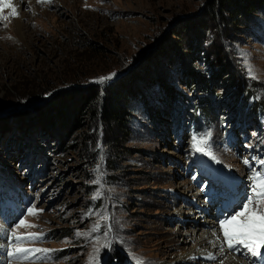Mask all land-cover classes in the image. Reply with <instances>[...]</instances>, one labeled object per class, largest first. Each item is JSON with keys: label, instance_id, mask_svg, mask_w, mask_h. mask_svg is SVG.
Returning a JSON list of instances; mask_svg holds the SVG:
<instances>
[{"label": "rangeland", "instance_id": "rangeland-1", "mask_svg": "<svg viewBox=\"0 0 264 264\" xmlns=\"http://www.w3.org/2000/svg\"><path fill=\"white\" fill-rule=\"evenodd\" d=\"M243 1H13L18 17L0 23L3 264H89L97 242L100 264H193L180 256L202 231L222 233L264 160V7ZM206 133L216 160L193 147ZM13 231L52 251L8 256Z\"/></svg>", "mask_w": 264, "mask_h": 264}, {"label": "snow or ice", "instance_id": "snow-or-ice-1", "mask_svg": "<svg viewBox=\"0 0 264 264\" xmlns=\"http://www.w3.org/2000/svg\"><path fill=\"white\" fill-rule=\"evenodd\" d=\"M42 3H50L51 0H41ZM5 9H10L9 15H4ZM19 13L17 7L13 4L12 0H0V23L4 27H7L4 21H8L10 18L18 17ZM249 74L254 76V71L249 65ZM110 77H101L98 82L103 83ZM211 133H206L204 136H193V147L196 151L202 152L205 155L210 156L213 160H216L215 154L211 151V145L208 143ZM102 161L101 164L97 165L95 169L98 179L96 183H100V178L103 176L102 172ZM245 164H249L248 160L244 161ZM262 166L260 171L253 173L252 181L250 185L249 194L245 197V203L240 205V211L234 213L230 217L223 219L219 228L223 234V243L221 245V253H223L224 246L226 245L229 249L246 250V253L250 254L252 257H261L262 251H264V160L258 161ZM251 167V165L249 164ZM99 193H97V196ZM29 215H37L38 212L34 208H29ZM92 213H89L91 215ZM107 219V217H104ZM17 227H33V225L28 224L25 220L21 219ZM97 230V227L92 229ZM110 231V227H109ZM79 235H86L84 233H78ZM11 241L14 243L10 244L11 250L8 251L7 255L10 257H15L21 260H29L36 253H47L52 250L40 249V248H25L21 245L27 241H34L39 239L37 234L29 233L26 236L19 235L17 232L13 231L10 234ZM220 237H217L219 240ZM111 240L105 239L103 247H110ZM96 247L93 249V254L90 257L89 264H100L99 262V252L100 246L97 242ZM133 259L136 264H145L143 258L133 255ZM208 259L215 260L216 257L209 255Z\"/></svg>", "mask_w": 264, "mask_h": 264}, {"label": "bare ground", "instance_id": "bare-ground-1", "mask_svg": "<svg viewBox=\"0 0 264 264\" xmlns=\"http://www.w3.org/2000/svg\"><path fill=\"white\" fill-rule=\"evenodd\" d=\"M14 0H12L13 2ZM9 13V10H8ZM17 22L18 20H14ZM226 195V194H225ZM197 213L199 215L204 214V210L198 208ZM211 222V221H209ZM219 226V225H218ZM216 229V228H215ZM195 232V231H193ZM213 230L206 231L203 230L201 235L199 236V242L196 245V248L192 251H190L187 254H183V256H180V262H190L193 264H248L247 262L243 261L242 259H238L236 257V254L243 249H240L239 251L231 250L226 245L224 246L223 253H221V245L223 243V234L222 233H215L213 235L211 234ZM217 237H220L219 240H217ZM5 246V244L3 245ZM6 250V249H5ZM3 249V251H5ZM212 255L215 256V260L208 259V256ZM240 258V257H239ZM2 260V259H1ZM245 260V259H244ZM5 261V259H4ZM3 261V262H4ZM262 261H264V253L262 252ZM7 262V261H5ZM0 264H3L2 261H0ZM20 264V263H17ZM254 264V263H249Z\"/></svg>", "mask_w": 264, "mask_h": 264}, {"label": "trees", "instance_id": "trees-1", "mask_svg": "<svg viewBox=\"0 0 264 264\" xmlns=\"http://www.w3.org/2000/svg\"><path fill=\"white\" fill-rule=\"evenodd\" d=\"M242 5H245V9L246 8L250 9L249 7L252 5L250 11L251 12H255L256 10L260 9L261 7H264V0H251L249 2H246V0H245V1H243ZM120 96H122V95H120ZM113 97H114V95H111V99H113ZM79 102H80V104H76V107L74 108V111L76 110L77 112L75 111L74 113H71V114L67 115L69 121H73V120L78 121L79 120L78 119L79 116H77V115L79 114V110H81V108H82L81 107L82 106L81 103L84 104L85 100H81L80 99ZM65 104L66 105L70 104V106H72V101H68ZM85 105H86V103H85ZM83 110H85V106L83 107ZM83 110H82V112H83ZM109 118L111 119L110 123H114V122H117V121L121 120V115L120 114H115L113 116H110Z\"/></svg>", "mask_w": 264, "mask_h": 264}]
</instances>
